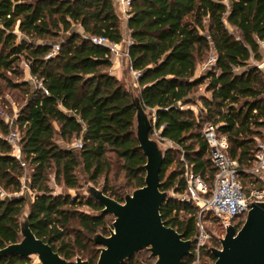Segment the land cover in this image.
<instances>
[{"label": "trees", "instance_id": "1", "mask_svg": "<svg viewBox=\"0 0 264 264\" xmlns=\"http://www.w3.org/2000/svg\"><path fill=\"white\" fill-rule=\"evenodd\" d=\"M127 27L131 66L141 72V101L155 112L160 136L177 146L166 153L161 182L162 190L173 191L178 199L164 202L161 215L185 239L194 240L200 209L179 196L186 190V164L210 189L214 185L205 123L226 136L227 154L237 162L243 186L255 181L250 170L264 133V69L253 61L263 59L264 0H231L230 5L225 0H133ZM92 37L123 41L114 0H0V80L22 89L27 98L17 120L25 165L8 141L10 126L0 121V189L20 194L28 177L34 194L32 231L65 259L84 255L96 264L100 250L93 236L108 235L111 220L80 210L103 208L81 195L80 172L94 184L104 178L105 194L123 202L121 190L144 186L146 156L135 134L131 91L111 73L110 49ZM56 45L59 51L48 57ZM211 52L214 64L197 75L199 63ZM22 59L35 83L22 77ZM202 85L209 95H200L196 115L190 105L197 104ZM78 139L82 148L71 147ZM114 168L126 180L117 189L110 186ZM52 174L76 196L54 194ZM26 201L25 195L0 199V249L20 240ZM207 217L218 222L210 213ZM245 218L236 221L237 228ZM204 250L209 261L200 264H212L215 257ZM195 260L193 252L182 264ZM0 264L33 261L10 256ZM124 264L153 263L147 255H135Z\"/></svg>", "mask_w": 264, "mask_h": 264}, {"label": "water", "instance_id": "2", "mask_svg": "<svg viewBox=\"0 0 264 264\" xmlns=\"http://www.w3.org/2000/svg\"><path fill=\"white\" fill-rule=\"evenodd\" d=\"M129 62L127 59L128 72ZM121 81L130 89L125 78ZM131 82L134 85L132 79ZM130 91L136 109L135 134L146 156L145 184L126 194L123 202L108 196L103 189L87 184L85 194L103 207L95 215L114 217L108 235L97 233L93 236L100 250L96 264H124L145 250L155 259L154 264H182L186 257L193 255L197 239H185L168 226L161 215L164 202L178 199L174 193L162 190L161 172L170 149L163 147L162 139L151 136L154 118L144 107L139 94L133 89ZM29 217L30 207L20 218V240L0 249V259L36 256L38 262L33 264H91L80 256L73 260L62 257L32 231ZM219 241L220 247L209 248L215 257L212 264H264V201L251 202L243 225L240 228L235 225L226 227L225 235Z\"/></svg>", "mask_w": 264, "mask_h": 264}, {"label": "built area", "instance_id": "3", "mask_svg": "<svg viewBox=\"0 0 264 264\" xmlns=\"http://www.w3.org/2000/svg\"><path fill=\"white\" fill-rule=\"evenodd\" d=\"M116 1L117 4L115 5L120 7L122 16L124 15L128 20L133 0ZM92 41L109 48L112 56H122L129 59L130 38L127 40L123 39L122 42L124 45L122 42H111L105 37H92ZM260 45L264 46V42H261ZM58 51L59 45H56L53 52L48 57L54 55ZM212 62H215V56ZM129 68L135 80L138 82L141 72L134 70L131 66V62H129ZM40 85L42 84L40 83ZM153 132L156 133L160 139L163 141L165 140L160 136V131L155 127V122L152 129V133ZM20 137V131L17 127L14 128L9 135L8 141L12 144L14 150H17L16 152L18 154L14 153V155L21 161L22 165H25L22 160L21 147L19 144ZM204 137L209 143L211 161L216 168L214 185L212 189H210L207 182L199 174L194 173L189 165L186 164V190L185 193L179 196V199L194 203L200 209L198 223L199 233L196 238V246L199 249L208 238V233L205 232L202 225L205 214L210 213L217 218L225 231L226 227L230 225L236 226V221L238 219L247 216L249 204L251 202L264 201V133L258 144L254 166L250 170V174L255 181L251 182L249 187H244L242 181L239 179L238 164L228 156V141L226 136L219 135L218 126L213 124L207 125L204 129ZM82 146L81 139L73 143V147L76 149H80ZM6 197L4 191L0 189V199ZM194 264H200V260L196 259Z\"/></svg>", "mask_w": 264, "mask_h": 264}, {"label": "rangeland", "instance_id": "4", "mask_svg": "<svg viewBox=\"0 0 264 264\" xmlns=\"http://www.w3.org/2000/svg\"><path fill=\"white\" fill-rule=\"evenodd\" d=\"M225 2L228 5H230L231 0H225ZM114 3L117 4V1L114 0ZM122 17L123 18H120L121 19V27L123 26L122 23L127 20L124 15ZM261 49H262V54H263L262 61H253V63L258 65L260 68L264 69V46L261 45ZM213 57H214V53L211 52L209 54V57L204 58L199 63L198 68L200 69L201 73L206 71L208 68H210V66L212 64H214V62H212ZM123 58L128 59L127 57H123ZM114 62H116V60ZM19 63L21 65V67H23L25 70L22 77L29 78L30 76L28 73V68L26 66V63L24 62L23 59ZM124 68H125V73H124L125 79H126L127 83L130 85V87H129L130 90L133 89L135 94H139L140 90L138 88V86H139L138 82L135 80L133 74L130 71V68H129V72H128L127 66L124 65ZM118 70L119 69H118L117 65L114 63L112 66V71H118ZM130 74H131V76L128 77V75H130ZM11 78H13L14 80L17 79L13 75L11 76ZM29 79L33 83H35L34 79H32V78H29ZM131 79L135 82L134 85L131 82ZM0 91H1V93H0V121H4L5 123H7L11 128L10 131L12 132L14 128L18 127L17 120H18V117L20 115L22 108L26 105L27 98H26V95L22 89H14V88L8 87V84L2 80H0ZM200 95H204V96L209 95V93L206 92V86L205 85H202L197 89L196 98L194 99V101L197 104L190 105V107H192V109L195 111L196 115L198 114V111H199L198 106L202 105L201 104L202 102L199 100ZM147 111L150 113V116L154 118V121H156L155 113L154 112L151 113L149 110H147ZM206 125H207V123L204 124V128ZM151 136L153 138L161 140L156 135V133H154V132L152 133ZM162 144H163V147L169 148L170 150H176L177 149V146L168 140L162 141ZM71 147H73V144L71 145ZM16 151L17 150H14V148H13V153H17ZM182 158H183V156H181V159ZM175 167H176L175 164L171 165L167 170L166 176H168L175 169ZM27 173H29V168L27 169ZM80 180H81V185H82L80 192H81V195L83 197H88L85 194L86 186L88 183H90V184H92V185H94L100 189H103V186H104V178H101L99 180L98 184H94L93 182L87 181V179L85 178V176L81 172H80ZM22 181L24 184V190L22 193L11 194L9 192H4V195H6L7 197L25 195L27 198V201H26L24 210H26L30 207V203L34 200V194L30 189H28L30 179L28 177H25V178H23ZM125 183H126V180L124 177V172H118L117 168H114V170L110 174V186L117 189L119 186L124 185ZM50 185L54 189V194H71L73 196H76V194H77L76 190L66 188L63 184H57L55 182L53 174L51 175ZM249 186H250V184H247V187H249ZM133 191L134 190L131 187H127V188L121 190V193H125L124 194V197H125L126 194L132 193ZM168 192L173 193V191H171V190ZM123 200H124V198H123ZM80 210H83V211L88 212V213H92L93 215L98 213V211L95 212L87 206H82L80 208ZM108 219L111 220V224L109 225V227H110L113 223L114 217L112 215H108ZM245 220H246V218H245ZM202 225L204 227L205 232L208 233V238L205 240V243L203 244V246L200 247V249L197 246L195 248H193V252L195 254V259H199L202 263H205V262L209 261V258H208L207 253L204 249L209 250V248L213 247V246L220 247L221 245H220L219 240H220V238L224 237L225 231H224V229H222L223 227L218 222L211 220V219L209 220L207 217V214H205V219L202 221ZM218 243H219V245H218ZM139 255H147V258L150 261H152L153 264L155 263V259H153L150 256L149 251H146V250L142 251L139 254H137V256H139ZM78 256L85 259L84 255H78ZM31 259L34 263L38 262V259L36 256H33Z\"/></svg>", "mask_w": 264, "mask_h": 264}, {"label": "crops", "instance_id": "5", "mask_svg": "<svg viewBox=\"0 0 264 264\" xmlns=\"http://www.w3.org/2000/svg\"><path fill=\"white\" fill-rule=\"evenodd\" d=\"M115 8H116V11H117L119 17L120 18H123L122 17V11H121L120 7L115 6ZM122 25L123 26L121 27V29H122V33H123V36H124V40H127V39L130 38L129 37V30H128V27H127V20L124 21L122 23ZM122 44H123V42H122ZM115 60H116V62H114ZM126 61H127V59L126 58H123L122 56H117V57L116 56L115 57L113 56V64L115 63L117 65V67H118L119 70L118 71H112V68H111V73L113 75H115L120 80H122L123 78H125V74H124L125 73V68H124V65L126 66ZM200 74H201V71H200L199 68H197V75H200Z\"/></svg>", "mask_w": 264, "mask_h": 264}]
</instances>
